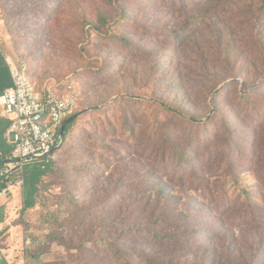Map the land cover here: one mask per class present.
Wrapping results in <instances>:
<instances>
[{"label": "rangeland", "instance_id": "obj_1", "mask_svg": "<svg viewBox=\"0 0 264 264\" xmlns=\"http://www.w3.org/2000/svg\"><path fill=\"white\" fill-rule=\"evenodd\" d=\"M0 38L40 86L81 91L13 264H126L116 245L131 264H264V0H0ZM168 133L190 143L184 168Z\"/></svg>", "mask_w": 264, "mask_h": 264}, {"label": "built area", "instance_id": "obj_2", "mask_svg": "<svg viewBox=\"0 0 264 264\" xmlns=\"http://www.w3.org/2000/svg\"><path fill=\"white\" fill-rule=\"evenodd\" d=\"M11 69L14 85L0 96V118H12L8 137L13 150L4 160L1 175L9 178L17 174L11 184L23 186L25 166L43 159L47 167L55 150L62 145L61 129L77 111L81 91L74 81L37 87L26 69L12 64ZM30 232L31 228L25 231V248L32 243Z\"/></svg>", "mask_w": 264, "mask_h": 264}, {"label": "crops", "instance_id": "obj_3", "mask_svg": "<svg viewBox=\"0 0 264 264\" xmlns=\"http://www.w3.org/2000/svg\"><path fill=\"white\" fill-rule=\"evenodd\" d=\"M0 38V45H2ZM14 85V77L11 69V62L8 54L0 51V96L4 94L5 90ZM1 111V108H0ZM12 124L11 117L0 118V185L3 181L7 180L8 183L5 187L0 189V264H13L11 261V243L15 239V233L20 230L23 238V245L25 240V231L29 229V222L33 219V212H35L40 204V199L35 195L36 188L33 184L38 185L41 180L40 174L43 173L47 167L42 165L39 174L30 180L32 187L30 198L26 197L25 186L28 182L27 166L24 169V184H11L18 178L17 174L4 178L1 175L4 166V160L8 157L13 150V143L9 140L8 131ZM44 178V177H43ZM12 179V180H11ZM15 190L21 192V198L15 196ZM18 195V192L16 193ZM15 221H18L16 223ZM25 249V247H24ZM28 255V251H25ZM10 254V255H8ZM29 258L28 256L26 257Z\"/></svg>", "mask_w": 264, "mask_h": 264}, {"label": "trees", "instance_id": "obj_4", "mask_svg": "<svg viewBox=\"0 0 264 264\" xmlns=\"http://www.w3.org/2000/svg\"><path fill=\"white\" fill-rule=\"evenodd\" d=\"M100 23H101L102 26H106L108 24V19L104 18V17L103 18L101 17L100 18ZM101 25H99V26H101ZM97 26H98L97 24L94 25V27L96 29H97ZM127 40H128V43L132 44L129 39H127ZM31 79L36 84L37 87H40V85L38 84L37 81H35L32 77H31ZM263 87H264V81H263L262 86L260 88L262 89ZM260 88H259V90H260ZM258 92H260V91H256V89L250 90V92H248V93L245 92V94H242V97H243L244 100H247L248 102H250V104H253V106L255 107L256 106L255 103L254 102L252 103L251 100L258 94ZM79 106H80V100H79ZM77 112H78V109L71 117H69L67 119V121L69 119H71V120H69V122L67 123L66 134H65L63 143L58 149L55 150L54 154L51 156V161H50V163H48L49 167H47V169H45L43 171V173L40 174L41 180L38 182V185H37V188H36V194H35L39 199H40V195H41L42 184L44 183L45 178L49 174H51V172L53 170L52 167H51L52 158L55 157V154L57 152H61L67 147V145H68V143L70 141V138L74 135L72 130L75 127L76 122H77V120L79 118V116L77 115ZM194 120L197 121L198 119L194 118V117L190 118V122L193 121L192 123L197 124L195 132H199L200 130H202V126L203 125L198 123V122H195ZM208 121H209L208 124H210L211 121L210 120H208ZM125 123H126L127 126H129V122L128 121L125 120L123 124H125ZM110 128H112V127H110ZM235 129L236 128L233 129V128L228 127V124H225L223 122V130H225L223 136L226 139V144L228 142L229 146L228 145L227 146L230 147V150L232 151L234 149V153L238 152L239 150H242V146L244 144V141L247 139L246 136L243 137V136H241L238 133L235 134L234 133ZM166 137H167L166 141L169 143V146L172 148V151H173L174 156H175V158H174L175 160L173 161V163H174L173 166L175 168H184V166H187V163L190 162V158H189L190 156H188V151L186 150L187 148H190L189 141L188 140L186 141L185 139L180 138V137L172 138L173 137L172 133H168L166 135ZM243 139H244V141H243ZM242 141H243V144H242ZM157 166H158L159 169H163V170L167 169V167H166L167 163H165V161H159L157 163ZM83 168H85V166H83ZM7 183H8L7 180L3 181L2 184L0 185V189L5 187L7 185ZM169 219H166V220H169ZM15 222L18 223V221H15ZM154 222L155 223L157 222L155 225L159 228L161 225L164 224V219H159V220L157 219ZM146 232L151 233L155 237L159 236V233H157V229L155 227L147 228ZM53 237H54L55 240L59 239L58 234H55V236L53 235ZM164 237L172 238L171 231H169V233H167ZM117 246L118 245H116V247H114V248H116V250H115L116 251V258H118V259L122 258L123 261L126 264H131V263H129V259H128V256H129L130 253L125 251L122 247H119L120 245L118 247ZM41 252H42V250H39V251H36V252L34 250L33 257H39ZM52 264H54V263H52ZM93 264H97V263L94 262Z\"/></svg>", "mask_w": 264, "mask_h": 264}, {"label": "water", "instance_id": "obj_5", "mask_svg": "<svg viewBox=\"0 0 264 264\" xmlns=\"http://www.w3.org/2000/svg\"><path fill=\"white\" fill-rule=\"evenodd\" d=\"M69 120H71V119H69ZM69 120L65 122L64 126L61 129V135H62L63 138L65 137V134H66V126H67V123L69 122Z\"/></svg>", "mask_w": 264, "mask_h": 264}]
</instances>
